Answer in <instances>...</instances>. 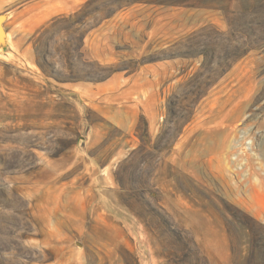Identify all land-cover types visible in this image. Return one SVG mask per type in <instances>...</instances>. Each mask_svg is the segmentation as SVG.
Here are the masks:
<instances>
[{"label":"rangeland","instance_id":"obj_1","mask_svg":"<svg viewBox=\"0 0 264 264\" xmlns=\"http://www.w3.org/2000/svg\"><path fill=\"white\" fill-rule=\"evenodd\" d=\"M0 14V264H264V0Z\"/></svg>","mask_w":264,"mask_h":264},{"label":"water","instance_id":"obj_2","mask_svg":"<svg viewBox=\"0 0 264 264\" xmlns=\"http://www.w3.org/2000/svg\"><path fill=\"white\" fill-rule=\"evenodd\" d=\"M5 14H0V41L3 42L6 35V28H5Z\"/></svg>","mask_w":264,"mask_h":264}]
</instances>
